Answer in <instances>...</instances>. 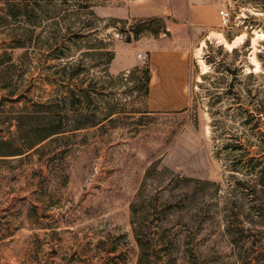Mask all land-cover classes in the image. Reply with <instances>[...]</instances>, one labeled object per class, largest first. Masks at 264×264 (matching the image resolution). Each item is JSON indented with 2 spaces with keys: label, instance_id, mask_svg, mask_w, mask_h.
<instances>
[{
  "label": "rangeland",
  "instance_id": "obj_1",
  "mask_svg": "<svg viewBox=\"0 0 264 264\" xmlns=\"http://www.w3.org/2000/svg\"><path fill=\"white\" fill-rule=\"evenodd\" d=\"M261 33L247 0H0V264H264V120L215 97Z\"/></svg>",
  "mask_w": 264,
  "mask_h": 264
},
{
  "label": "trees",
  "instance_id": "obj_2",
  "mask_svg": "<svg viewBox=\"0 0 264 264\" xmlns=\"http://www.w3.org/2000/svg\"><path fill=\"white\" fill-rule=\"evenodd\" d=\"M258 1L261 0H247V2H249L253 7L264 12V2L259 4ZM257 5H260V8H257L259 7ZM226 37L229 41H232L231 37L228 35H226ZM237 51L238 47L235 46L232 49V53H236ZM105 54L108 56V59H111L113 56V52L111 50L106 51ZM257 60L260 62V71L254 72L251 70L245 75V79L242 82L238 81L239 69L237 67H227L226 70L229 71L230 74L229 84L226 90L222 91L220 94H216L215 96L217 101H220L223 94H229V108L236 104L240 112L244 114V122L250 124L252 123L251 121L255 119L256 115H258L257 120H264V82H255L259 77L264 78V42L260 50L257 52ZM144 71L147 91H149L151 70L149 67H146ZM205 76L207 75H203V78H205ZM211 114H213L212 111ZM37 143H39V141L34 144Z\"/></svg>",
  "mask_w": 264,
  "mask_h": 264
},
{
  "label": "crops",
  "instance_id": "obj_3",
  "mask_svg": "<svg viewBox=\"0 0 264 264\" xmlns=\"http://www.w3.org/2000/svg\"><path fill=\"white\" fill-rule=\"evenodd\" d=\"M201 9H202L201 6L191 7V11L193 13L189 16V18L187 20V23H189V25L191 26L193 39L199 38V40H200V38H203V36L209 37L208 32L210 31L211 25L213 23L212 18L207 19V18H203L201 15L196 14V12L200 11ZM203 31H204V33H203ZM181 57L183 58L184 56H181ZM177 61L178 60H176L175 62H177ZM179 62L184 64V65H182L179 68H177V67L170 68V70L167 71V74L162 75L163 77L161 76V78L167 79L170 81L171 84H174L175 86L181 87L179 90V93L182 96L184 94L183 86L187 84L188 77H189V69L187 68V65L185 64V63H187V56H186V58L179 59ZM155 80H156L155 76L152 75L150 82L152 83ZM172 82H174V83H172Z\"/></svg>",
  "mask_w": 264,
  "mask_h": 264
},
{
  "label": "bare ground",
  "instance_id": "obj_4",
  "mask_svg": "<svg viewBox=\"0 0 264 264\" xmlns=\"http://www.w3.org/2000/svg\"><path fill=\"white\" fill-rule=\"evenodd\" d=\"M220 34V33H219ZM259 35H261V36H264V33H261V34H259ZM218 40L220 41V42H222L228 49H233L235 46H237V44L236 43H238V42H236V41H227L223 36H220L219 38H218ZM236 42V43H235ZM202 45H204V43H202ZM255 64H256V66H255V70H258L259 69V66H260V63H259V61H255ZM205 67H206V65H205ZM206 68H205V72H206Z\"/></svg>",
  "mask_w": 264,
  "mask_h": 264
},
{
  "label": "built area",
  "instance_id": "obj_5",
  "mask_svg": "<svg viewBox=\"0 0 264 264\" xmlns=\"http://www.w3.org/2000/svg\"><path fill=\"white\" fill-rule=\"evenodd\" d=\"M219 15L222 20V23L227 25L231 18L229 10L227 8L220 9ZM139 57H141V54H139Z\"/></svg>",
  "mask_w": 264,
  "mask_h": 264
}]
</instances>
